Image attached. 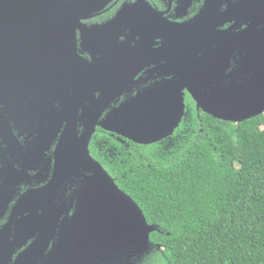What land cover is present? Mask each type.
Wrapping results in <instances>:
<instances>
[{
    "label": "water",
    "instance_id": "water-1",
    "mask_svg": "<svg viewBox=\"0 0 264 264\" xmlns=\"http://www.w3.org/2000/svg\"><path fill=\"white\" fill-rule=\"evenodd\" d=\"M106 2L85 0V6L83 0H0L4 115L47 142L53 129L61 131L52 179L25 195L26 230L11 243L31 241L15 264H31L34 251L44 258L50 244L45 258L53 264H88L99 251L108 261L115 249L125 253V261L131 250L147 251L157 226L91 154L98 126L139 144L163 141L186 116V92L198 109L225 121L264 113V0H206L202 11L182 25L184 37L171 38L166 63L158 60L162 54L150 61L154 53L146 51L143 40L137 47L123 46L125 56L135 54L132 60L121 56L106 61L100 58L104 52L96 57L97 49L108 44L104 30L117 22L88 27L81 18ZM227 22L232 26L222 29ZM77 29L92 61L78 53ZM174 29L171 22L170 33ZM238 54L239 65L226 75ZM136 63L154 64L167 77L100 119L111 98L129 90V79L122 77ZM96 90L101 92L97 97ZM0 242V251L10 245L7 238Z\"/></svg>",
    "mask_w": 264,
    "mask_h": 264
},
{
    "label": "trees",
    "instance_id": "trees-1",
    "mask_svg": "<svg viewBox=\"0 0 264 264\" xmlns=\"http://www.w3.org/2000/svg\"><path fill=\"white\" fill-rule=\"evenodd\" d=\"M188 104L167 140L127 145L101 127L91 140L157 226L147 251L117 264H264V113L231 122Z\"/></svg>",
    "mask_w": 264,
    "mask_h": 264
},
{
    "label": "flooded vegetation",
    "instance_id": "flooded-vegetation-1",
    "mask_svg": "<svg viewBox=\"0 0 264 264\" xmlns=\"http://www.w3.org/2000/svg\"><path fill=\"white\" fill-rule=\"evenodd\" d=\"M105 1L96 0V3L98 5ZM234 1L232 0V3ZM83 2L86 6L85 0ZM205 2L206 0H107L102 7L91 12L92 8L87 18H81V21L88 27L110 24L114 20L117 22L104 30V33L108 36V44L104 48L101 46L97 49L96 57H100V53L104 52V56L100 58H105L106 61L117 60L121 56L132 60L135 54L131 51L128 54L129 57L125 56L122 52L123 46L125 45L128 49L133 46L137 47L136 42L143 40L146 51L151 50L154 53L149 60L155 61V57L162 54V56L158 57V60L166 63L169 60L170 48L167 47L172 44L170 42L171 38H173L172 41H175V38L184 37L181 32L182 25L193 20L204 8ZM228 4L225 3L223 8H226ZM124 8L130 10L123 12ZM121 12L123 13L119 14ZM53 16L55 17L56 15L53 14ZM67 17L69 18V16ZM53 19L54 21L57 20V18ZM171 22L175 26L172 33H170ZM232 24L233 22H227L221 28H229ZM242 26L244 27L245 25L242 24ZM81 42V30L77 29L78 53L87 60L92 61V55L88 50L83 49ZM161 47L163 53L159 50ZM239 62V54L235 58L232 57L226 75H229L239 65ZM141 67L142 69L139 70ZM134 72H136V75L130 79ZM124 74L122 80L129 79L127 81L129 90L125 89L118 96H113L108 108L102 113L100 119L110 113L111 110H117L125 101L134 99L140 93L146 92L155 83L162 81V77H167L164 74L162 75L160 70L155 71L154 64L139 66V63H136L134 69ZM228 81L227 79L225 82ZM99 86L94 84L95 89L99 88ZM100 93V90H96L94 96L97 97ZM188 96L191 97L186 92V116L191 113L190 109L193 107L188 104ZM193 101L197 115L200 116V111L202 110L198 109L197 102L194 99ZM3 107L4 104H0V240L7 238L10 245H6V248L0 251L3 253V256H0V264H15L18 256L31 241L22 242L18 246L15 242L11 243L15 237H22L26 230L25 221L28 214V205L25 201V195L28 191L45 187L52 179L55 169L57 143L61 131L54 133L53 129L52 137L47 142L38 132H31L32 129L29 128L25 129V124L18 125L13 118H7L4 115ZM100 129L98 126L96 132ZM101 130L105 131L104 129ZM108 133L124 144L129 145L133 142L124 136L112 132ZM46 197L45 193L44 198ZM74 211L75 207L70 208L69 214ZM51 249L52 244L45 251L44 258L34 251L35 253L30 256L31 264H53L48 262V258H45V255ZM130 252L129 257L137 259L138 253L135 250H131L128 253ZM111 255L108 261L102 260L103 253L99 251L98 256L91 258L88 264H117L122 261V258L126 259L124 257L125 253L121 249H115Z\"/></svg>",
    "mask_w": 264,
    "mask_h": 264
},
{
    "label": "rangeland",
    "instance_id": "rangeland-1",
    "mask_svg": "<svg viewBox=\"0 0 264 264\" xmlns=\"http://www.w3.org/2000/svg\"><path fill=\"white\" fill-rule=\"evenodd\" d=\"M148 261H151V263H153V264H158L157 261H156V259H155V256H153V255L147 256L146 263L145 264H149Z\"/></svg>",
    "mask_w": 264,
    "mask_h": 264
},
{
    "label": "clouds",
    "instance_id": "clouds-1",
    "mask_svg": "<svg viewBox=\"0 0 264 264\" xmlns=\"http://www.w3.org/2000/svg\"><path fill=\"white\" fill-rule=\"evenodd\" d=\"M192 97V96H191ZM166 140V139H165Z\"/></svg>",
    "mask_w": 264,
    "mask_h": 264
}]
</instances>
